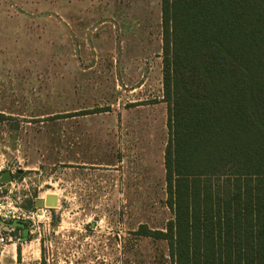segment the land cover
<instances>
[{
    "label": "rangeland",
    "instance_id": "374dc122",
    "mask_svg": "<svg viewBox=\"0 0 264 264\" xmlns=\"http://www.w3.org/2000/svg\"><path fill=\"white\" fill-rule=\"evenodd\" d=\"M161 7L0 0V177L13 174L0 204L34 232L21 243L0 217V264H173L167 242L139 235L174 218ZM47 195L57 208L36 215Z\"/></svg>",
    "mask_w": 264,
    "mask_h": 264
},
{
    "label": "trees",
    "instance_id": "16d2710c",
    "mask_svg": "<svg viewBox=\"0 0 264 264\" xmlns=\"http://www.w3.org/2000/svg\"><path fill=\"white\" fill-rule=\"evenodd\" d=\"M173 264H264V0H162ZM30 241V220L1 219ZM42 264H46L45 261Z\"/></svg>",
    "mask_w": 264,
    "mask_h": 264
},
{
    "label": "water",
    "instance_id": "95a60500",
    "mask_svg": "<svg viewBox=\"0 0 264 264\" xmlns=\"http://www.w3.org/2000/svg\"><path fill=\"white\" fill-rule=\"evenodd\" d=\"M20 173V172H19ZM13 179V174L11 171H5L1 174L0 184L10 185ZM58 197L55 195H47L45 198H38L35 201V207L38 210H43L45 208L54 209L58 206Z\"/></svg>",
    "mask_w": 264,
    "mask_h": 264
},
{
    "label": "crops",
    "instance_id": "0c3cea01",
    "mask_svg": "<svg viewBox=\"0 0 264 264\" xmlns=\"http://www.w3.org/2000/svg\"><path fill=\"white\" fill-rule=\"evenodd\" d=\"M53 211H55V208L54 209H48V208H45V209H43V210H37V212L35 213L36 215H45L46 213H52ZM51 226V225H50ZM49 227V225H47V224H45L44 225V229H43V234L42 233H40V238L42 237V236H44L46 239H48V234L47 233H44L46 230H47V228ZM61 226H59V225H56V224H53L52 225V233L55 235V236H59L60 234H61ZM162 231H165V230H162ZM34 234V232L33 231H31L30 230V235H33ZM139 235L140 236H142V237H145V236H143V235H141L140 234V232H139ZM78 238H81L82 239V241H84L85 240V232L83 231V230H81L80 232H79V234H78ZM147 238H149V237H147ZM152 239V238H151ZM18 241H19V239H17ZM154 240V239H153ZM20 242V241H19ZM25 242H28V241H25ZM21 243H23V242H21ZM13 246V245H12ZM45 262H46V264L47 263H49V260H45ZM41 264H42V262H41Z\"/></svg>",
    "mask_w": 264,
    "mask_h": 264
},
{
    "label": "built area",
    "instance_id": "2783aa9c",
    "mask_svg": "<svg viewBox=\"0 0 264 264\" xmlns=\"http://www.w3.org/2000/svg\"><path fill=\"white\" fill-rule=\"evenodd\" d=\"M13 215L14 218H17V219H21V215H18L17 217L15 216V212H13L12 210H6V207L3 205V204H0V217H9ZM4 243V239L1 238L0 239V245H2Z\"/></svg>",
    "mask_w": 264,
    "mask_h": 264
}]
</instances>
